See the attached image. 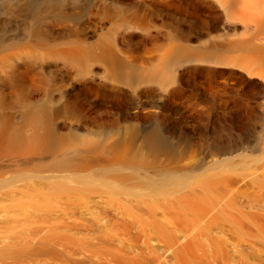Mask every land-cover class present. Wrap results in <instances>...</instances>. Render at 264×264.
Segmentation results:
<instances>
[{
	"label": "bare ground",
	"instance_id": "1",
	"mask_svg": "<svg viewBox=\"0 0 264 264\" xmlns=\"http://www.w3.org/2000/svg\"><path fill=\"white\" fill-rule=\"evenodd\" d=\"M104 1L112 26L146 30L172 11L208 38L194 44L172 29L168 45L145 47L155 56L145 63H123L110 28L89 40L80 30L44 35L33 21L25 37L0 43V264H264V0ZM192 2L220 11L204 18ZM38 59L70 66L72 83L49 79ZM189 62L212 72L192 107L144 108L153 102L142 96L115 104L118 85L167 89ZM94 64L105 82L90 86L105 98L75 92ZM236 76L254 90L236 88ZM35 81L46 90L34 101ZM55 88L74 99L58 104ZM61 108L72 120H57ZM197 115L243 122L248 134L180 125Z\"/></svg>",
	"mask_w": 264,
	"mask_h": 264
},
{
	"label": "rangeland",
	"instance_id": "2",
	"mask_svg": "<svg viewBox=\"0 0 264 264\" xmlns=\"http://www.w3.org/2000/svg\"><path fill=\"white\" fill-rule=\"evenodd\" d=\"M53 1L59 2L62 8H64L62 13L66 12L67 10V13H65L64 15L66 16V18L62 16L63 15L62 13L60 14L53 13L48 10V5L50 4V2ZM100 1L101 0H0V43L7 41H14L21 37H25L28 34L27 30L33 21H38L43 24L44 30L46 29V32L45 31L43 32L44 35L48 36L51 34V35L62 36L80 30L85 32L89 36L88 38L89 40H92L93 38L96 37L95 35L97 32H99V28H102L104 30L110 28L111 30H113V34L118 44V48L124 51L120 55V58L122 56V62L136 63L143 61L145 63L148 60L154 59L155 57L154 55L148 54L145 51V47H151L153 45H159V46L168 45L170 42V37L168 33L172 29H177V30L180 29L182 31L188 32L194 44H199V41L208 38V36L204 32L201 35V39H195L197 35L202 33L203 31L202 29H204L205 31L207 29L203 28V26L200 23L197 22L193 23L176 17L172 13V11L169 15L165 16L164 18L165 23L163 24L158 18H156L157 16L153 14L152 17L156 19V22L153 26H150L146 30L145 28L144 29L131 28L123 23H120L118 26L117 25L112 26L114 24H112V21L109 20V18H107L108 16L98 11V6ZM104 2L108 3L109 0H105ZM145 3L148 2L145 1ZM192 4L194 7L192 6L190 8H195L198 14L200 16L202 15V17L204 16V18H208L209 16L210 18H212L215 15V13L218 14V12L216 11H220L217 9L214 10L212 7H209L207 5L205 6V4H203L202 2H192ZM74 7L76 8V10H74L75 9ZM43 64L50 65L48 67L49 71L47 72V77L49 79H55V80L59 78L61 79V77L65 75V79H66L65 84L69 85L70 83H72L73 81L72 78L71 77L68 78L66 76L67 69H71L70 66L64 65L62 64V62L58 60L55 61L52 59H46V60L38 59L34 61L33 65L39 66ZM93 67L95 69L94 71L96 72L95 76L92 77L88 74L83 76L84 77L83 79L81 76L79 80H76L78 82V87L76 88L75 92L76 91L83 92L84 90L87 91L89 89L90 91L88 90V92L86 93H88L91 99L94 96L105 98L104 95L107 96L109 91L107 92L105 91L104 88H102L98 92L96 88L99 89V87H97L96 85L90 86L91 82L92 84L105 82V80L103 81V79L100 77V75L103 72V68L99 64H94ZM176 69H177L176 82L174 84H171L167 89H162L159 85L155 83H140L135 86L134 85L126 86L121 84L118 85L115 88L116 90L111 91L115 98L114 101H116L115 104L117 105L120 104L121 106H129L128 102H134L136 98L138 99L142 96V98H147L151 100L154 104V105L150 104L149 106H145L144 108L153 107L152 109H156L162 107H172L175 103L181 108H190L191 105L192 106L194 105V101L196 100V98L199 97V95L202 94L205 99L206 98L205 94L207 93L206 83L208 82L209 77H211L212 75L211 67L207 64L189 62L179 65L178 67L176 66ZM219 70H220L219 77H222V69ZM242 78H240L239 76L235 77V80H237L235 87L236 88L244 87L246 90H250V91L254 90L253 89L254 86L249 84L248 81H245ZM39 83L40 82L35 81L34 83L29 84L28 87L26 88L27 94L34 101L36 99L38 100L45 96L44 93L46 87L45 85ZM88 86L89 88H86ZM92 88L95 90V92L96 91L97 92L95 93ZM122 88L124 89V91ZM92 91L93 93H95L94 95ZM53 92L55 97L59 100L58 104H62V102H64L65 100L74 99V94H73L74 92H69L67 96L66 95L63 96L62 93L60 94L58 90H56V88L53 90ZM103 93H107V94L103 95ZM125 97L127 98L126 100ZM116 98L118 99L116 100ZM130 99H132V101H130ZM78 117H76V119L73 120H78L77 122L79 121L82 122L85 120L84 117H80V116ZM179 119L181 123L180 125H183L186 130L188 129L196 132L199 131L207 134H212L217 130L218 132L229 134L230 136H236V135L243 136L247 133V129H249L248 125L244 124L243 122L241 123L236 121L234 123L229 122L226 124L219 122L215 123L212 119L202 115H197L194 116L193 118H189V121L187 123H186L187 120H184L185 118L184 119L179 118ZM57 120L61 123H64L72 119L68 118L65 110L61 108ZM255 136L257 135L255 134Z\"/></svg>",
	"mask_w": 264,
	"mask_h": 264
}]
</instances>
